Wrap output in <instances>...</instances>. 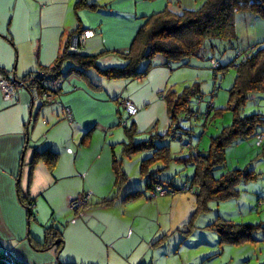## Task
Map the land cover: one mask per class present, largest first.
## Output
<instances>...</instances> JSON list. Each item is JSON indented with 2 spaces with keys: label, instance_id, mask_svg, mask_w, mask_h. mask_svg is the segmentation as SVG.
Masks as SVG:
<instances>
[{
  "label": "crops",
  "instance_id": "crops-1",
  "mask_svg": "<svg viewBox=\"0 0 264 264\" xmlns=\"http://www.w3.org/2000/svg\"><path fill=\"white\" fill-rule=\"evenodd\" d=\"M79 1L11 0L0 9V77L22 82L28 73L43 70L45 86L55 98V101L32 100L29 91L21 87L12 99L5 100L0 89V249L26 264H55L57 259L70 264H156V253L161 247L157 244V235L161 228L152 231L142 223L136 224L133 209L125 205L129 201H122L127 193L138 189L146 198H151L145 188L147 174L172 180L171 176H165L167 170L159 171L162 168L159 162H146L142 166L152 151H140L143 152L135 160L139 164L138 184L134 188L120 186V197L116 196L113 203L99 205L100 200L112 194L111 190L89 186L87 205H78L72 210L68 205L78 198L87 182L101 181L106 185L113 181L115 184L113 158L121 161L126 176L122 183L127 182L126 170L122 168L124 156L117 158L113 147L110 150L105 146L112 144L110 135L120 124V117L126 120V124H121L123 128L131 126L135 142L160 135L156 145L168 143L171 156L175 155L173 158L185 156L179 154V146L185 141L183 137L177 139L179 149L173 152L171 141L176 138L165 136L171 125L165 94L174 83L185 79L177 70L206 65L207 50L185 62H169L155 55L139 63V69L147 68L141 77L110 80L94 68L85 69L86 74L82 75L72 68L78 66L70 60L63 62L57 79L48 70L65 51L70 34L86 28L95 34L86 40L79 53L100 55L96 58L100 68L122 66L123 54L146 17L165 8L176 13L181 9L193 10L204 0H120L125 3L106 4L107 10L94 1L82 0L80 4ZM90 4L94 6L87 9ZM234 23L238 49H256L264 41V18L241 11L235 14ZM208 49L212 55L213 49ZM58 79L61 85L56 89ZM196 88L202 92L200 85ZM120 98L129 99L137 106L134 116L125 115L118 102ZM63 107L69 109L71 120L65 117ZM41 112L43 119L39 121ZM179 124L187 128L181 121ZM126 131L124 128L126 136L117 131L116 138L119 136L120 140H114L113 144L127 142ZM98 132L103 135L95 139ZM45 150L56 153L51 164L48 166L44 159H38L31 167L35 154ZM61 185L67 186L64 194L59 193ZM179 192L160 195L174 197ZM23 195L34 199L30 219L19 200ZM92 199L98 206H90ZM119 200L120 204L115 205ZM40 204L48 212L51 210L56 221L38 223ZM61 215L66 217V223L60 222ZM48 224L61 233V240H55L61 243L46 251L35 250L31 238L43 241V229Z\"/></svg>",
  "mask_w": 264,
  "mask_h": 264
},
{
  "label": "trees",
  "instance_id": "trees-1",
  "mask_svg": "<svg viewBox=\"0 0 264 264\" xmlns=\"http://www.w3.org/2000/svg\"><path fill=\"white\" fill-rule=\"evenodd\" d=\"M89 6L93 7L94 5L90 4ZM241 11H250L260 18H264V0H204L196 9H181L177 13L165 8L146 17L145 22L136 32L127 52L123 54L124 65L100 68L96 64L98 54L83 55L79 51L68 52L66 46L65 51L48 70L57 79L59 74H61L60 68L63 62L70 60L78 66L72 68L79 71L82 75L86 74L85 69L94 68L103 77L114 80L145 75L147 68L144 70L139 69V63L153 58L155 55H161L169 62H185L186 59L192 56H200V52L205 47H222L224 51L231 49L235 54H238L237 56L241 57L237 64H234L235 60L226 65H222L219 62L221 70L233 64L236 69L233 84L228 90V104L226 107L233 112V120L231 124L223 126L217 135L210 138L208 148L205 151H199L192 147L190 143L184 141V146L186 145V147L191 149L190 153L187 156L173 158L168 143L160 146L156 145L155 140L160 139V135H151L145 141L135 142L131 126L124 127L127 130L128 138L122 148L124 157H130L141 150H149L152 151V155L144 160L142 166L146 162H162L163 166L159 171H163L167 168L169 161L177 160L183 164H191L193 167L190 180L186 178L180 185H176L172 180L147 174L145 188L149 192L150 197L160 195L156 189L157 186H161L164 189L163 194H173L177 191L194 192L199 206L205 208L207 199L223 200L231 198L238 193L237 184L240 181L256 177L251 170L239 168L228 170L217 177L214 175L215 170L225 164V149L234 142L249 138L255 133L258 126L264 124V117L261 113L240 114L252 93L264 91V41L256 49L247 48L241 50L236 45L234 19L235 14ZM82 30L84 29L76 32ZM210 57L215 58L213 55ZM210 67L214 69L212 64ZM214 71L216 72L215 69ZM198 93L196 86H187L181 93H177L172 87L167 89L165 99L167 100L168 112L171 117V125L165 136L181 140L184 134H188L187 130H192L191 128L180 126L179 114L185 112L188 118L192 117L191 113L195 111L191 109L189 102L191 96L199 98L200 95H197ZM25 135L27 136L28 134ZM55 156L56 153L53 151L37 152L30 162V166L32 167L38 159H44L49 166ZM112 168L116 176L115 184L124 182L126 176L121 169V161L113 158ZM142 194V190H133L127 193L122 201L134 199ZM19 200L27 210V219H30L33 216L30 208L34 199H29L23 195L19 197ZM113 201L114 199L111 197L101 200L98 204L109 205ZM209 227L211 230L214 229L216 231L220 241L227 244L255 241L252 232L262 228L259 224H238L221 219V217H217L215 222L210 224ZM43 230V241L37 242L31 238L30 243L35 246H33L35 250L46 251L53 246L60 245L61 241L55 243L56 239L61 240V233L58 232V229L49 225L44 227ZM0 264L26 263L18 260L8 251L0 249ZM55 264L70 263H61L57 259Z\"/></svg>",
  "mask_w": 264,
  "mask_h": 264
},
{
  "label": "rangeland",
  "instance_id": "rangeland-1",
  "mask_svg": "<svg viewBox=\"0 0 264 264\" xmlns=\"http://www.w3.org/2000/svg\"><path fill=\"white\" fill-rule=\"evenodd\" d=\"M84 1L99 3L102 9H106V4L118 6L125 3V1L120 2V0ZM81 2L82 0L79 4ZM86 8L92 7L86 6ZM208 48L205 47L207 57L204 64L206 65L177 70L181 72V76L186 80L174 83L172 86L176 92L181 93L187 86L200 85L202 92L197 94L200 95V98L195 96L190 98L189 104L192 107L191 109L195 111L191 113L192 117L188 118L185 112L179 114L183 125L192 129V131H188V134L183 135V140L199 151H205L208 148L210 138L217 135L223 126L231 124L233 120V112L226 108L228 90L236 75L234 64H237L241 58L231 49L224 51L222 47H213L211 49H213L212 55L216 57L214 59L210 57L211 52ZM111 54H115L117 57L120 56L119 53ZM234 60L233 65H228L226 69L221 70L220 63L226 65ZM211 63L216 72L210 67ZM218 63L219 66H216ZM252 113H261L264 117V91L252 93L240 112L241 115ZM41 114L42 112L38 117L39 121L43 119ZM113 131L115 132L110 135L112 139H109L112 144L106 143L105 146L110 150L113 147L116 157L119 158L123 156L121 155L123 145L122 143L113 144V142L116 139L120 140L119 136L116 138L117 131L124 135L125 132L121 124L114 127ZM101 135L103 134L98 132L95 139ZM177 141V139L171 141V150L176 152L181 147L179 154L182 153L187 156L191 149L186 145L184 146V143H181L178 148ZM102 142L103 136L100 139V145H102ZM142 152L134 153L131 158L122 157V159L124 158L122 168L126 170L127 182L113 184V181H110L106 185L101 181H98V184L87 182L85 188L79 191L78 197L82 200L80 205L89 203V186L106 188L107 191L111 190L112 194L107 199L113 197L114 201L117 198L116 196L120 197L118 192L120 186L134 188L138 184L137 176L140 175L139 164L135 160L140 157L139 155ZM172 155L175 156L174 153ZM158 164L163 166L162 162ZM167 164L165 170L168 172L165 176H171L175 184L180 185L186 178L190 180L193 172L191 164H183L177 160L169 161ZM235 168L251 170L256 177L240 181L237 184L238 193L231 198L223 200L207 199L205 208L199 206L197 197L194 194L183 191L174 197L156 195L148 199L141 195L128 200L129 202L125 205L133 209L136 224L142 223L143 226H147L152 231L161 228L157 235L159 236L157 244L158 246L161 244V247L158 248L160 253H156L158 258L157 261L155 260L156 264H264V124L258 126L255 133L249 138L234 142L225 149V164L218 167L214 175L217 177L221 173ZM66 188L67 186L61 185L58 189L59 193L62 194ZM41 198L43 199V197ZM57 202V200L54 201V204L56 205ZM90 202L94 203V200L92 199ZM93 203L90 206H98ZM59 204H61V201ZM114 204L118 206L120 200ZM42 205L45 204L42 202ZM39 207L38 223L49 220L51 224L56 221V217L50 209L48 212L45 206L40 204ZM69 209L72 210L73 208L70 207ZM57 212L60 214L61 211L57 209ZM217 217L238 224H259L262 228L252 232L255 241L227 244L220 241L216 231L211 230L209 227ZM60 218V222L66 223L65 216L61 215ZM64 223H61V225ZM169 228L171 232L168 233Z\"/></svg>",
  "mask_w": 264,
  "mask_h": 264
},
{
  "label": "built area",
  "instance_id": "built-area-1",
  "mask_svg": "<svg viewBox=\"0 0 264 264\" xmlns=\"http://www.w3.org/2000/svg\"><path fill=\"white\" fill-rule=\"evenodd\" d=\"M94 34L95 32L92 29H84L82 31L72 33L69 37V41L67 44V51L73 53L79 51L81 46L85 44L86 40L93 37ZM216 66H219V63L216 64ZM44 75L45 71L43 70L33 71L29 73L22 82L18 81L15 78L1 76L0 89L2 91L3 98L5 100L12 99L16 91L22 87L26 88L29 91L32 100L55 101L53 93L49 91V89H47L45 86L43 79ZM60 85L61 80L58 79L55 83L56 89H59ZM118 102L127 117H132L137 113L138 108L131 100L126 98H120ZM63 111L65 117L68 120H71V113L69 109L67 107H63ZM118 122L120 124H126L125 118L123 119L122 117L118 119ZM156 189L160 194L164 193V189L161 186H157ZM81 203L82 200L78 197L76 199L71 200L69 206L71 208H74L80 205Z\"/></svg>",
  "mask_w": 264,
  "mask_h": 264
},
{
  "label": "snow or ice",
  "instance_id": "snow-or-ice-1",
  "mask_svg": "<svg viewBox=\"0 0 264 264\" xmlns=\"http://www.w3.org/2000/svg\"><path fill=\"white\" fill-rule=\"evenodd\" d=\"M10 2H11V0H0V9L3 8L4 4L10 3Z\"/></svg>",
  "mask_w": 264,
  "mask_h": 264
}]
</instances>
